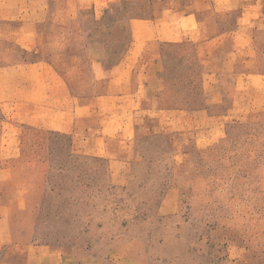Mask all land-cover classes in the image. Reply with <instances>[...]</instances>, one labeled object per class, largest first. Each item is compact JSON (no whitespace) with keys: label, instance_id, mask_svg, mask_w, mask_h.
<instances>
[{"label":"rangeland","instance_id":"obj_1","mask_svg":"<svg viewBox=\"0 0 264 264\" xmlns=\"http://www.w3.org/2000/svg\"><path fill=\"white\" fill-rule=\"evenodd\" d=\"M156 1L0 0V264H264V0H209L203 30L225 34L212 61L133 35ZM238 26L251 55L232 59ZM26 101L58 130L9 114ZM88 111L130 138V160L84 153L72 119Z\"/></svg>","mask_w":264,"mask_h":264},{"label":"crops","instance_id":"obj_2","mask_svg":"<svg viewBox=\"0 0 264 264\" xmlns=\"http://www.w3.org/2000/svg\"><path fill=\"white\" fill-rule=\"evenodd\" d=\"M213 1L218 4L225 2L224 0ZM154 7L157 8V12L154 14L153 22H148L146 19L132 21L134 36L138 35L137 32L142 29L145 31V36L150 38L152 35L153 40L158 37V34L162 33L168 36L172 42H191L196 44L200 58L203 56L207 60L212 61L214 58L213 52H216L223 45V41L221 43L219 41L225 34H218L215 30L205 33L203 30V27H206V23L200 18V14L210 9L209 0H191L184 9L181 6L180 0H157L154 3ZM239 19L241 20V18ZM229 36L233 41L231 48L232 59H239L242 55H251L250 35L243 28H239L238 26L229 33ZM136 96L138 97V93ZM10 108L9 114L12 117L18 115L21 117H31L45 129L52 131L58 130V117L51 115L49 109L46 107H39L32 101H26L21 102L20 105H11ZM18 109H23L24 111L18 113ZM94 112L95 110L93 114ZM171 114L166 110L154 107L147 111V116L151 118H162L166 124L169 121V124H173L178 128H182L188 124L187 117L181 118L177 116L179 119L177 122L176 120L170 119V116L173 119L176 118V115ZM91 116L92 113L88 111L84 115L76 114L72 119V134L74 135V140L82 143L81 147L85 149L84 153L116 162L130 160L132 154L129 148L130 145L127 144L130 138L124 135H118L116 137L109 129L107 130L108 126L106 127V124L100 123L98 120L96 124H91L90 126L85 125V122L92 118ZM110 128L112 129V127ZM113 141H116V144H120V147L122 145L126 148L117 150V147H114ZM12 175L13 172L10 168L0 169V184L12 180ZM0 211V229L3 230V228L5 229V224H8L9 207L0 203ZM7 231L8 229L2 233L4 235L1 237L0 244H5L9 240L6 234Z\"/></svg>","mask_w":264,"mask_h":264}]
</instances>
